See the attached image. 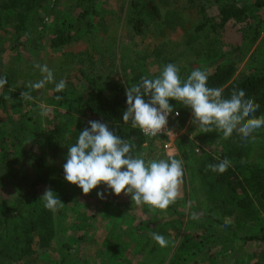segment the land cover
Returning <instances> with one entry per match:
<instances>
[{
    "label": "trees",
    "instance_id": "trees-1",
    "mask_svg": "<svg viewBox=\"0 0 264 264\" xmlns=\"http://www.w3.org/2000/svg\"><path fill=\"white\" fill-rule=\"evenodd\" d=\"M60 1L0 0V41L6 39L3 35L5 24L12 21L14 40H11L10 48L27 45L35 38L36 29H44L50 16L59 12ZM97 1L74 0L73 13L64 26H57L49 39V47H62L85 35L96 37L95 22L99 15ZM174 1L176 2L127 0L124 18L136 35H142L147 28L152 27L159 36L164 37L169 30L185 28L187 19L184 10L194 8L199 16L198 20L188 27L182 42L185 45L197 44L199 51L196 56L201 62L197 69L206 73L207 86L221 88L224 98H230L233 89H243L246 97L259 104L254 115L264 117V57L251 64L239 78H235L241 58L249 52L264 31V0H186V4L182 6ZM109 16L111 27L106 36L114 40L121 15L109 13ZM69 55L74 56L71 53L66 56ZM155 55L160 57V72L168 63L179 67L174 58L160 56L161 51H155ZM143 58L128 57V62L123 61V74L118 79L110 74L93 75L81 71L86 82V94L79 102L72 104L69 111L54 114L50 125L44 130L52 157L60 154L62 148L68 151V147L77 142L79 132L86 126L90 127L88 120H100L107 122L110 128H115L116 134L122 139L134 144L133 155L142 158L145 146L153 137L145 136L139 128H132L130 122L124 123L122 115L127 107L126 86L138 84L142 77L153 79L160 75V72L151 75L139 69L144 66L141 62ZM193 70L195 69L182 65L179 73L181 80H185ZM0 77L7 78V83L0 92V109L6 114L10 126L9 139L2 138L3 142H0V192L9 188L10 193H0V264H14L35 258L40 251L50 248L58 238V233L68 228L65 205L73 203L77 193L66 191L65 185L69 182L64 179V173L57 174L49 169L45 164V157L35 152V144L24 149L21 157L12 155V147L29 139L31 133L42 132L39 125H35L33 129L27 124L28 121L34 123L36 120L23 109L27 100L20 98L23 91L34 94V89L28 87L26 75H21L16 68L8 65L0 66ZM57 96L62 97L58 100L61 103L70 100V96L64 91L54 90L53 97L56 99ZM170 103L180 113L176 121V128L179 130L186 123L191 110L174 100H170ZM12 113H17L18 116L13 119ZM253 136L257 139L256 134ZM219 137L221 145L218 151H205L195 161L204 197V202H199L194 208L196 212L201 209L199 216L204 219L200 233H185L183 237L180 235V228H175L177 240L182 237L176 244L175 251L172 254L161 252L159 256H151L156 251V241L150 233L161 232L164 224L156 215L150 214L144 220L137 221L133 213L129 212L119 218L117 229L102 243L101 252L112 254L110 257L116 254L123 258L126 249L133 247V253L139 255V258L135 263L131 258L125 259L127 264H187L188 259L193 264H264V146L261 148L262 155L255 158L251 153V141L242 140L236 131L228 139H224L222 133ZM176 143L183 160L188 163L191 142L185 135H180ZM224 158L231 161L224 173H214L207 169L208 164H217ZM47 188H51L65 203L56 212L46 209L40 199ZM169 208L173 209V206L170 205ZM185 213L187 212H179L173 223L185 224L186 219H192L190 215L186 217ZM94 215L96 214L91 218H95ZM226 220L230 223L226 224ZM149 223L153 227L148 238L140 246H134V235L141 232L140 227ZM63 226L65 227L62 229ZM251 226L255 228L248 230ZM164 235L170 236L167 228ZM86 236V232L80 236L73 235L75 246H80L88 239ZM229 240L236 241V245L228 246ZM150 243L151 247L146 251L145 247ZM248 243H254L261 249L259 252H248L245 248L243 250V246ZM63 245L70 247L67 242ZM79 246L74 248V252L80 256ZM67 260L87 264L77 255L71 259L62 256L60 263L68 264Z\"/></svg>",
    "mask_w": 264,
    "mask_h": 264
},
{
    "label": "rangeland",
    "instance_id": "rangeland-1",
    "mask_svg": "<svg viewBox=\"0 0 264 264\" xmlns=\"http://www.w3.org/2000/svg\"><path fill=\"white\" fill-rule=\"evenodd\" d=\"M171 1L173 2V0ZM126 2L127 0H98L96 8L99 15L95 22L97 36L90 37L85 35L76 42L58 48H50L48 42L57 26H64L67 18L73 13L74 0H61L58 4L59 12L54 14L56 16H50L44 29H36L35 38L25 46L18 45L10 48L14 40V23L9 21L5 24L3 35L6 39L0 41V66H13L21 75H26L29 83L39 82L43 78L40 70L34 67L35 64H46L52 70L54 76L53 82L46 83L43 88L34 89V94H30L32 99L27 100V104L23 107V109L36 120L34 123L33 121H28L27 124L33 129H35V125H39L42 133H31L29 139H24L19 145L12 147V155L14 157H21L24 149L35 144V152L45 157L46 166L54 170L57 174L64 173L63 164L66 163L68 151L62 148L60 154L52 157L51 149L47 145V140L43 133L50 125L54 114L59 111H69L72 104L79 102L86 94L87 90L84 88L86 82L81 75V71L93 75L97 73L110 74L114 79H118L120 75L122 76L123 74L121 70L123 61H125V63L126 61L128 62V57L143 58L145 56V59L143 58V60H141L144 66L139 69L145 70L147 74L154 75L159 73L161 68L158 63L160 57L157 58L155 55V51L157 50L161 51L160 56L174 58L179 68L182 65L189 69H197L200 66V58L196 56V52L199 51L196 46L197 44L185 45L182 42V37L188 27L198 20L199 16L194 12V8L184 10L187 19V26L185 28L169 30L166 36L161 37L152 27H149L142 35H136L124 18ZM174 3L182 6L186 4V0H176ZM44 6L46 7V4H44ZM44 6L42 9H44ZM183 9L185 8L183 7ZM211 12L213 13V8ZM109 13L121 15L119 22H117V35L114 40L108 39L106 36L111 27ZM98 20L100 21L98 22ZM70 53L74 54V56L69 55V57H67L66 55ZM263 57L264 31L249 52L241 58L237 66L235 78H239L247 71L251 64L253 65L254 62H259L260 58ZM80 59H82V62ZM139 61L140 60H138V62ZM61 79L66 80V87L63 91L70 96V100L66 103H61L53 97L55 83L59 82ZM1 91L0 89V92ZM41 105L48 109V114L46 116L40 114ZM17 116V113H12L13 119ZM190 120L191 113L184 126L175 134V139H172L171 149L167 146L168 139L166 137H153L149 140V143L145 146L142 153V158L146 163L151 160H167L169 156L182 159L184 169L183 183L180 185L179 197L174 204H171L173 209L168 207L166 210H152L148 205L137 206L132 203L130 196H125L122 193L119 196H114V193L109 194L111 190L105 192V199H100L97 196V192L105 191V186L103 184L86 195L78 186L70 183L66 184V191L77 193L76 200L73 203L69 202L65 205V221L69 224L67 225L68 228H66L64 232L58 233V238L53 242L50 248L40 251L35 258L31 257L27 261L25 260L14 264H61L60 259L62 256L71 259L76 255L81 257L82 261L85 260L87 264H96V261L101 262L100 264H125V259L129 260L130 258L133 262H136L139 255L133 253V247L126 249L125 253L122 255L123 258L117 257L116 254H114V257H110L112 254L101 252L102 243L111 235V232L117 229L120 223L119 218L129 212L133 213L137 221L144 220L151 214V216L156 215V218H160L161 222L164 224L163 231L161 230L159 234L165 237L167 245L161 247L156 242L154 244L156 251L152 253L151 256H159L161 252H170L172 254L175 251L176 244L182 239V237H179L177 240L175 228H180L183 233L180 235L183 237L185 233H194V235L196 232L200 233L199 229L204 219L199 216L202 212L201 209L196 212L194 208L197 207L196 204L199 202H204V197L200 189L195 161L205 151L212 153L216 150L218 151L221 145V138L219 134L215 132L202 133L199 129H196L194 125L189 123ZM9 128L10 126L6 114L0 109V142H3V139H9ZM252 134H256L257 139L254 141L250 140L253 146L251 148V153L252 156L258 158L262 155L261 148L264 146V127H261ZM180 135H185L191 142V154H189L188 163L183 160L176 143ZM39 141L41 143H38ZM8 191L9 188H5L0 193L4 195L8 193L10 195ZM189 205L191 206L189 207ZM182 211L187 213L190 212L189 214L185 213L186 217L189 215L191 217L192 214L195 213L199 216V219H190L189 221L186 219L185 224H174L173 219ZM93 214H96L94 215L95 218H91ZM89 222L92 224L89 225ZM166 222H171L172 224H166ZM64 227L65 226H63L62 229ZM152 227L153 225L151 223L146 226L143 225L142 228L140 227L141 232L134 235V242L132 244L136 247L140 246L148 238L149 231ZM166 228L170 231V236L164 235V230ZM254 228V226H251L248 230H253ZM84 232H86V237H88V239L83 241L80 246L78 245L81 249L79 256V254L74 252V248L78 246H75V241L72 236H80L81 233ZM64 242H67L68 245L70 244V247L64 246ZM227 245L235 246L236 241L231 242L229 240ZM150 247L151 243L146 245L145 250L148 251ZM69 248H71V250ZM244 248L248 252H259L261 249L260 246L254 243H248L243 246V250ZM237 256H239V254H237ZM187 261V264H193L189 259ZM74 263V261L68 262V264ZM201 263L203 264L204 262Z\"/></svg>",
    "mask_w": 264,
    "mask_h": 264
},
{
    "label": "clouds",
    "instance_id": "clouds-1",
    "mask_svg": "<svg viewBox=\"0 0 264 264\" xmlns=\"http://www.w3.org/2000/svg\"><path fill=\"white\" fill-rule=\"evenodd\" d=\"M34 67L40 70L43 78L29 83L30 89H40L54 81L53 72L46 64H35ZM179 73L177 65L168 63L158 77H142L138 84L126 86L127 107L122 121L130 122L132 128H139L145 136L161 135L169 130V116L173 113L180 115L170 103L174 100L191 110L189 123L202 133H222L223 138L228 139L236 131L242 140H255L252 133L264 127V117L254 115L259 104L246 97L243 89H233L230 98H224L221 88L207 86L205 72L195 69L183 81ZM6 83L7 78L0 77V89ZM65 87V79L55 83L56 92H62ZM20 98L32 99L30 93L24 91ZM56 99L62 97L57 96ZM40 108V114L46 116L48 109L43 105ZM87 124L90 127H84L77 142L68 147L66 163L63 164L67 182L78 186L85 195L103 184L105 191L97 192L100 199H105L107 190L116 196L123 192L131 197L135 205H148L152 210H166L176 202L184 176L182 159L169 156L167 160L146 163L141 157L133 155L135 145L118 136L116 129L110 128L107 122L88 120ZM230 165L231 161L224 158L217 164H208L207 169L222 174ZM40 199L44 207L52 212L65 204L51 188L45 189ZM191 218L198 220L199 216L193 213ZM150 236L161 247L167 245L163 235L154 232Z\"/></svg>",
    "mask_w": 264,
    "mask_h": 264
},
{
    "label": "built area",
    "instance_id": "built-area-1",
    "mask_svg": "<svg viewBox=\"0 0 264 264\" xmlns=\"http://www.w3.org/2000/svg\"><path fill=\"white\" fill-rule=\"evenodd\" d=\"M179 116H176L174 113L169 116L168 118V132H162L161 135H158L156 137H166L168 139L167 146L169 149L172 148V139H175V134L177 133L178 129L176 128V121ZM141 131V130H140ZM142 132V131H141ZM148 137V136H147Z\"/></svg>",
    "mask_w": 264,
    "mask_h": 264
}]
</instances>
